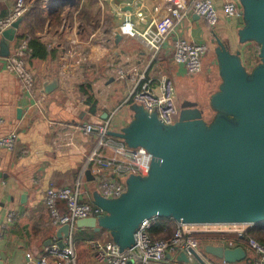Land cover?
<instances>
[{
    "label": "crops",
    "instance_id": "crops-1",
    "mask_svg": "<svg viewBox=\"0 0 264 264\" xmlns=\"http://www.w3.org/2000/svg\"><path fill=\"white\" fill-rule=\"evenodd\" d=\"M77 1L61 5L65 9L60 26L46 25L44 32L39 34L41 42L55 51V56L41 60L30 58L31 51L27 54L26 59L36 79L32 91L6 70V58L0 56V118L3 119L0 136L14 131L19 135L14 150L0 151V264H37L49 248L59 246L60 242L67 245L71 240L77 255L76 264H100L94 258L90 244L100 236L109 238L110 234L80 228L77 223L69 235L59 234L64 225L52 223L45 195L52 184L58 188L79 185L81 202L94 203V194H101V179L113 177V174L108 170L99 173L97 165L88 160L98 142L96 132L75 133L76 143L72 147L57 146L58 132L71 123L104 125L113 131L128 125L133 117L129 107L134 101L130 97L143 75L152 78L155 86L159 84L161 75L171 77L177 87V103L182 101V97L197 103L195 90L198 84L194 78L203 71L192 76L184 66L175 62L174 44L177 39L207 45L203 64L211 73L215 72L213 66H217V76V38L228 43L232 51L241 50L244 61L249 56L246 50L252 49L254 44H239L240 21L226 15L224 0H212L219 15L216 26H210L191 9L165 39L156 36L152 27L169 15L168 0H118L113 3L108 0H80L75 6ZM195 1L187 0L191 8ZM44 3L43 0V7ZM12 6L0 0V19L10 13ZM83 10L98 17L95 26H87L86 30L82 29L79 18ZM114 13L119 14V23L114 21ZM30 23L31 17H28L17 35L26 32ZM119 32L122 39L117 42ZM73 42L81 46L82 54L88 57L87 63L79 65L75 59L64 56ZM19 43V38L12 42L11 53L18 49ZM208 55L211 57L209 60ZM118 68L129 71L124 79L118 77ZM55 77H59L60 87L46 94L45 83ZM220 83L219 76V83L214 79L207 84V99L218 90ZM123 109L126 110L125 115L118 119L117 115ZM59 208L64 212L63 202L59 203ZM9 216H12L11 221ZM216 244L207 241L204 249ZM239 246L246 249L244 244ZM179 256L173 253L168 259L172 264H185ZM206 257L212 264H215L212 258L225 264L223 259L207 252ZM65 264L73 263L67 259ZM235 264L258 262L257 257L247 251L246 259Z\"/></svg>",
    "mask_w": 264,
    "mask_h": 264
},
{
    "label": "water",
    "instance_id": "water-1",
    "mask_svg": "<svg viewBox=\"0 0 264 264\" xmlns=\"http://www.w3.org/2000/svg\"><path fill=\"white\" fill-rule=\"evenodd\" d=\"M240 2L243 14L238 42L257 44L260 62L249 70L241 50L234 52L228 43L216 39L221 84L210 98L214 112L210 121L197 105L183 106L179 120L171 125L142 105H132V120L108 135L151 153L149 174L131 175L119 198L107 199L96 192L94 204L105 214L81 219L78 227L107 231L124 251L135 244L140 225L152 219L169 218L189 225L264 222V0ZM22 22L16 21L2 33L1 57L11 55ZM121 39L119 32L116 41ZM59 87L60 79L55 77L45 83L44 92L50 94ZM71 231L70 225H64L59 234L67 236ZM206 252L226 264L247 257L243 246L208 245ZM179 260L188 262L185 253Z\"/></svg>",
    "mask_w": 264,
    "mask_h": 264
},
{
    "label": "built area",
    "instance_id": "built-area-1",
    "mask_svg": "<svg viewBox=\"0 0 264 264\" xmlns=\"http://www.w3.org/2000/svg\"><path fill=\"white\" fill-rule=\"evenodd\" d=\"M44 8L47 11L57 10L62 2H50L44 0ZM110 3L118 0H108ZM36 0H16L10 13L0 19V35L11 28L13 24L23 19L35 6ZM167 10L169 15L156 22L152 31L162 39L168 38L177 22L181 21L193 9V12L214 27L219 22V15L212 0H197L192 8L187 0H168ZM223 9L229 18L240 19L243 7L240 0H224ZM114 20L119 23L118 13H114ZM118 25V24H117ZM76 42L71 43L67 53L68 59H75L77 64L88 62V57L82 54V49ZM174 60L185 67L191 74H199L203 71V56L208 50L207 45L195 44L185 39H177L174 44ZM31 51L28 40H22L15 52L6 58V70L18 77L22 84L32 91L36 85V79L32 73L27 54ZM118 77L124 79L129 71L124 68L116 70ZM155 86L152 78L143 75L135 87L130 99L142 105L149 113H157L158 119L164 124H175L179 120L180 109L177 103V91L174 80L167 76L159 77ZM3 119L0 118V125ZM111 129L108 126L93 123H71L66 129L58 132L56 143L58 147H72L76 143L75 133L91 134L96 132L99 136L95 149L90 153L88 160L97 165V171L101 174L110 171L113 177H103L100 181V193L107 199L121 197L126 191V181L131 175L147 176L151 169L153 156L145 148H131L123 140L108 135ZM19 135L11 132L0 136V151L15 149ZM111 151V153H110ZM63 202L65 210L62 212L59 203ZM45 203L51 215L54 225H70L73 229L81 219L99 217L104 215L101 207L94 203L81 202L80 186L75 188H58L50 185L46 190ZM12 216H9V221ZM156 219L145 221L136 232L135 244L124 251L112 240L94 239L90 248L94 258L100 264H172L168 259L173 253H185L188 262L185 264H212L202 250V243L206 241L217 242L216 245L225 248H236L243 242L247 251L257 257L258 264H264V245L258 240L247 237V229H227L233 226L251 227L253 224H201L189 225L177 223L174 234L167 239L154 238L150 234L152 222ZM76 264L72 240L65 247L57 245L49 248L48 253L37 264H65L67 260ZM226 264V263H225Z\"/></svg>",
    "mask_w": 264,
    "mask_h": 264
},
{
    "label": "trees",
    "instance_id": "trees-1",
    "mask_svg": "<svg viewBox=\"0 0 264 264\" xmlns=\"http://www.w3.org/2000/svg\"><path fill=\"white\" fill-rule=\"evenodd\" d=\"M43 0H36L35 6L28 12V14L23 18V21L28 17H31V23L26 32L17 35V38L22 40H28L29 47L31 48L30 58H38L41 60H46L49 56L54 57L55 51H51L47 45L43 44L39 38V34L43 33L46 25H51L52 27L60 26L62 23L63 13L65 6H60L58 10L45 11L42 6ZM80 3L77 1L75 6ZM79 18L82 21V29L86 30L87 26H92L98 21V17L89 13L88 11H81L79 13ZM23 23V22H22ZM108 32L109 29H108ZM259 47V46H258ZM29 58V55H28ZM120 139V138H118ZM122 140V139H120ZM264 222L258 223L254 226L248 227L247 237L254 238L264 245ZM177 222L169 218H158L152 222L150 228V234L154 238H170L176 229ZM240 245L243 242L239 243Z\"/></svg>",
    "mask_w": 264,
    "mask_h": 264
},
{
    "label": "rangeland",
    "instance_id": "rangeland-1",
    "mask_svg": "<svg viewBox=\"0 0 264 264\" xmlns=\"http://www.w3.org/2000/svg\"><path fill=\"white\" fill-rule=\"evenodd\" d=\"M3 1L6 5L12 6L16 0H3ZM251 48L252 49H250V50L249 49L246 50V52L249 53V56L245 58V64L249 70H252L260 62V58H259L260 48L255 43L253 44V47H251ZM205 58H206V56L204 57V60H205ZM207 58H208V60L211 59V57H209V55L207 56ZM213 67H214L215 72L211 73L210 70L207 71V68L205 69V63L203 64V73H201L199 76L196 75L194 78V81L198 84V86L196 87L197 90H195L198 101H197V103H195V102L187 101L185 98L182 97L181 98L182 101L179 103L180 105L178 104L180 112H181V109L183 106H187V105H195L196 106L197 105L199 108L205 110V118L209 121L212 120L214 112L212 111L211 107L209 106L210 98L207 99L208 94H209V90L206 88V86L209 82H213L214 79H215V82L219 83V76H217V73H216V67L217 66H213ZM220 81H221V78H220ZM214 90H217V89L214 88ZM181 92L183 93L184 91H181ZM204 98H206V99H204ZM205 102H207L208 104L206 105ZM198 103L201 106H199ZM132 105L133 106L134 105L139 106L140 104L133 102L130 106H132ZM130 108L131 107H129V109ZM125 112H126V110L123 109V111L117 115L118 119H121L122 117H124ZM246 227L247 226H243V225L240 226L239 225V226L228 227L227 229H248ZM105 237L106 236H100V238H97V239L105 240V239H107ZM109 238H110V236H109ZM204 243H202V250L205 248ZM204 251L206 252L205 249H204ZM212 259L215 260L214 261L215 264H220L219 260H217L215 258H212Z\"/></svg>",
    "mask_w": 264,
    "mask_h": 264
},
{
    "label": "bare ground",
    "instance_id": "bare-ground-1",
    "mask_svg": "<svg viewBox=\"0 0 264 264\" xmlns=\"http://www.w3.org/2000/svg\"><path fill=\"white\" fill-rule=\"evenodd\" d=\"M262 224V223H261ZM264 224V223H263ZM254 226V225H253Z\"/></svg>",
    "mask_w": 264,
    "mask_h": 264
}]
</instances>
